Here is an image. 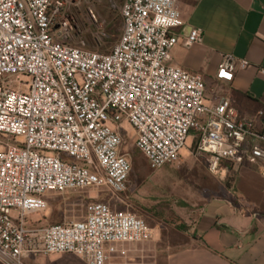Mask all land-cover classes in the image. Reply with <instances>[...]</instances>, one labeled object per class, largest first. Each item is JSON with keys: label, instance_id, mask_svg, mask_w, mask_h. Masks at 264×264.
<instances>
[{"label": "built area", "instance_id": "obj_1", "mask_svg": "<svg viewBox=\"0 0 264 264\" xmlns=\"http://www.w3.org/2000/svg\"><path fill=\"white\" fill-rule=\"evenodd\" d=\"M179 1L122 0L120 39L99 52L70 42L83 0H0V264L57 253L113 264L114 243L152 238L144 219L118 208L132 171L125 123L153 167L179 162L193 130L213 174L223 177L226 163L264 175V110L242 116L230 94L212 100L202 75L171 63L175 46L203 38L199 27L178 31ZM86 13L97 21L90 6ZM249 65L225 54L216 77L232 82ZM91 188L114 201H88L78 220L29 219L48 193Z\"/></svg>", "mask_w": 264, "mask_h": 264}, {"label": "rangeland", "instance_id": "obj_2", "mask_svg": "<svg viewBox=\"0 0 264 264\" xmlns=\"http://www.w3.org/2000/svg\"><path fill=\"white\" fill-rule=\"evenodd\" d=\"M122 0H83L77 12V32L70 41L99 52L111 50L123 30ZM90 6L97 21L87 13ZM17 85V84H16ZM124 137L122 152L128 153L132 163L128 190L121 196L118 208L127 209L144 219L153 229L152 238L144 243H114L120 248L111 253L113 264H168L170 255L184 248L191 240L189 227L194 224L205 204L213 198H225L236 207L245 206L264 216V181L245 174L244 169L226 164L227 172L221 177L208 168L206 155L197 154L196 144H187L179 162L153 167L150 160L135 145L136 134L129 123L121 129ZM189 134V141L195 138ZM67 161L73 158L63 156ZM256 170V168H253ZM254 175V173H252ZM256 176V175H255ZM48 205L42 212L29 217L43 225L82 217L86 203L92 199L114 201L105 188L50 192ZM26 264H87L73 253L50 256L32 254Z\"/></svg>", "mask_w": 264, "mask_h": 264}, {"label": "crops", "instance_id": "obj_3", "mask_svg": "<svg viewBox=\"0 0 264 264\" xmlns=\"http://www.w3.org/2000/svg\"><path fill=\"white\" fill-rule=\"evenodd\" d=\"M177 8L184 21L178 31L188 34L190 28L199 27L203 38L189 47L175 46L171 63L202 75L212 100L240 93L239 107L244 115L253 116L256 112L249 107L253 101L245 95L264 105V0H180ZM228 53L250 63L237 68L232 82L216 77ZM237 168L264 181L253 165ZM189 232L191 240L170 255L168 264H264V216L245 206L236 207L225 198L210 199ZM119 252V258L127 257Z\"/></svg>", "mask_w": 264, "mask_h": 264}, {"label": "trees", "instance_id": "obj_4", "mask_svg": "<svg viewBox=\"0 0 264 264\" xmlns=\"http://www.w3.org/2000/svg\"><path fill=\"white\" fill-rule=\"evenodd\" d=\"M247 98H250V101L252 100L253 103H249V107H250V111L251 112H258L259 110H264V105H262L261 103H259V101H256V100H253V98H251L250 96L248 95H245ZM241 95L240 93H237V92H234L233 93V101H234V104L235 106L239 109L241 115L243 116L245 114V112L239 107L240 105V101H241ZM259 128L262 130V132H264V118L262 120V124L259 126ZM194 142V145L197 144V138H194L193 140Z\"/></svg>", "mask_w": 264, "mask_h": 264}, {"label": "water", "instance_id": "obj_5", "mask_svg": "<svg viewBox=\"0 0 264 264\" xmlns=\"http://www.w3.org/2000/svg\"><path fill=\"white\" fill-rule=\"evenodd\" d=\"M191 31V28L189 29V32Z\"/></svg>", "mask_w": 264, "mask_h": 264}]
</instances>
